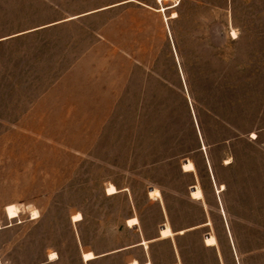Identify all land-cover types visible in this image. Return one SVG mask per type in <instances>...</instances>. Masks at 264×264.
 Returning <instances> with one entry per match:
<instances>
[{
  "label": "rangeland",
  "instance_id": "rangeland-1",
  "mask_svg": "<svg viewBox=\"0 0 264 264\" xmlns=\"http://www.w3.org/2000/svg\"><path fill=\"white\" fill-rule=\"evenodd\" d=\"M81 242L264 264V0H0V264Z\"/></svg>",
  "mask_w": 264,
  "mask_h": 264
},
{
  "label": "crops",
  "instance_id": "crops-1",
  "mask_svg": "<svg viewBox=\"0 0 264 264\" xmlns=\"http://www.w3.org/2000/svg\"><path fill=\"white\" fill-rule=\"evenodd\" d=\"M105 9V8H104ZM98 11V10H97ZM97 11H93V12H90V13H94V12H97ZM72 19H74V18H72ZM243 83V82H242ZM209 160V159H208ZM118 193V192H117ZM117 193H115V194H117ZM107 195H109V194H107ZM112 195H114V194H112ZM10 204H14V203H10ZM9 205V204H8ZM132 217H136V216H132ZM131 218V217H130ZM138 218V217H137ZM72 219V218H71ZM129 219V218H128ZM127 219V220H128ZM127 220H126V225H127ZM140 223V222H139ZM163 224H165V223H163ZM163 224L160 226V227H162L163 226ZM139 224H137L136 226H138ZM128 226V225H127ZM136 226H134V227H136ZM128 227H130V226H128ZM131 228H133V227H131ZM188 229H185L184 230V232L183 233H185L186 231H187ZM177 233H179V231L177 232ZM183 233H181V234H183ZM159 234H160V232H159ZM180 234V233H179ZM209 235V234H208ZM160 239H163V238H160V235H159V237H156V238H153V239H141V240H139L138 242H136V243H134V244H132V245H129V246H126V247H122V248H120V249H118V250H116V251H113V253L115 252V253H117V252H121V251H124V250H126V249H130V248H134V247H137V246H143L144 248H145V246L142 244V241L143 240H146V241H149L148 242V247H149V243H151V242H153V241H157V240H160ZM84 246H86V245H83V243L81 242L80 243V247H81V252H80V258H81V260H82V262L83 263H87L88 264V262H90V261H94V260H97V259H99V258H101V257H104V256H106L108 253H102V254H97L95 251V254L97 255V257L96 258H94V259H92V260H89V261H85L84 260V258H83V252H82V248L84 247ZM88 247V246H87ZM210 247H216V246H210ZM90 248V247H89ZM147 249V248H146ZM53 252V251H52ZM54 252H56L57 254H58V252L57 251H54ZM50 253L47 255V259H46V263H55V262H57V261H59L60 260V256H59V254H58V257L56 258V259H53V260H51L50 259ZM131 257H134V258H136L139 262H140V264H152V259L151 258H149V257H146L145 256V258L144 259H142V258H140V257H137V256H135V255H131V256H129V255H127V258H126V264H128V260L131 258ZM40 264H43V263H40ZM177 264H181V263H177Z\"/></svg>",
  "mask_w": 264,
  "mask_h": 264
},
{
  "label": "bare ground",
  "instance_id": "bare-ground-1",
  "mask_svg": "<svg viewBox=\"0 0 264 264\" xmlns=\"http://www.w3.org/2000/svg\"><path fill=\"white\" fill-rule=\"evenodd\" d=\"M160 2L162 0H159ZM188 161H185L183 164L187 163ZM196 187H193L192 189H195ZM153 188L150 189V191L152 190ZM19 208L15 205V204H9L7 205V208H6V212H7V215L9 216V218H15L16 216H18V213H19ZM37 214V213H36ZM35 215V214H34ZM166 225L164 227H161V229L165 228ZM209 235H207L208 237ZM88 249H84L83 250V253L85 251H87ZM54 255V253H52Z\"/></svg>",
  "mask_w": 264,
  "mask_h": 264
},
{
  "label": "water",
  "instance_id": "water-1",
  "mask_svg": "<svg viewBox=\"0 0 264 264\" xmlns=\"http://www.w3.org/2000/svg\"><path fill=\"white\" fill-rule=\"evenodd\" d=\"M194 120H195V123H196L197 129H198V133H199V135H200V139L202 140V137H201V134H200V130H199V128H198V124H197V121H196V118H195V117H194ZM202 146H203V145H202ZM206 158H207V162H208V165H209V170L211 171L210 163H209V160H208L207 155H206ZM185 161H188V160H185ZM211 175H212V171H211ZM212 178H213V180H214L213 175H212ZM164 226H165V224H163L162 227H164Z\"/></svg>",
  "mask_w": 264,
  "mask_h": 264
},
{
  "label": "built area",
  "instance_id": "built-area-1",
  "mask_svg": "<svg viewBox=\"0 0 264 264\" xmlns=\"http://www.w3.org/2000/svg\"><path fill=\"white\" fill-rule=\"evenodd\" d=\"M30 217H31V219H32L33 215L31 214V216H30Z\"/></svg>",
  "mask_w": 264,
  "mask_h": 264
}]
</instances>
